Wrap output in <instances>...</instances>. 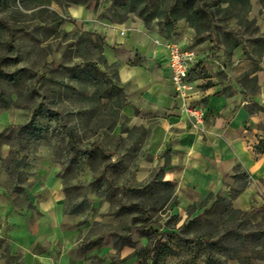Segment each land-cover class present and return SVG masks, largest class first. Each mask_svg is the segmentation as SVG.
<instances>
[{
    "label": "crops",
    "instance_id": "1",
    "mask_svg": "<svg viewBox=\"0 0 264 264\" xmlns=\"http://www.w3.org/2000/svg\"><path fill=\"white\" fill-rule=\"evenodd\" d=\"M248 6L242 22L216 21L220 29L198 35L184 18L169 34L157 25L147 27L137 17L114 23L82 4L68 5V15L84 31L102 37L104 58L117 66L127 96L122 115L147 130L134 183H148L161 173L175 188L174 203L159 211L146 231L131 226V243L119 247L117 235L122 234L124 219L111 214L110 203L90 192L87 199L95 215L66 213L69 195L51 161L37 164L22 192L10 190V177L1 163L8 152H2L0 239L11 255L20 256L22 264H152V254L143 257V251L166 243L185 222L197 218L201 202L212 207L218 199L231 200L253 225L263 222L264 153L257 147L264 139V3L249 0ZM173 43L196 52L189 70L190 94L206 114V122L197 129L181 110L170 77ZM17 121L10 110L1 109L0 134ZM237 170L248 174V183L235 195ZM82 175L85 182L93 178L87 168ZM98 226L105 230L97 231Z\"/></svg>",
    "mask_w": 264,
    "mask_h": 264
},
{
    "label": "rangeland",
    "instance_id": "2",
    "mask_svg": "<svg viewBox=\"0 0 264 264\" xmlns=\"http://www.w3.org/2000/svg\"><path fill=\"white\" fill-rule=\"evenodd\" d=\"M182 1L185 0H0V22L6 25L0 30V110H10L18 119L0 134V156L8 152L2 166L10 173V190L22 192L28 179L36 174L37 164L51 161L59 168L58 176L71 198L81 202L93 192L105 202L113 203L111 212L116 213L131 200L126 193L123 201L118 190L145 188V184L155 179L156 173L148 183H134L133 172L143 152L147 130L133 126L122 115L116 92L125 88L118 81L116 67L104 65L97 35L90 36L92 33L84 31L68 15L67 7L81 3L103 20L121 24L137 17L148 27L157 25L164 29L165 18L177 17L171 9ZM213 2L205 0L206 5ZM245 14L244 7H237L229 12L222 10L221 18L237 20ZM94 63L99 64L100 70L96 77L85 72L80 80L76 79L83 67ZM22 69V74L15 75ZM27 70L37 76H29ZM67 126L77 134L78 146L92 149L93 154L74 159L68 147L64 128ZM14 161L19 163L18 167ZM85 168L93 175L89 182L83 180ZM237 171L235 189L244 182V171ZM110 184L118 187L109 189ZM169 195L164 190L161 198ZM141 202L150 216L158 219L157 204L163 203L162 200L158 199L156 204L143 197ZM214 205L209 207L205 201L201 202L194 226L168 238L172 249L165 264H202L200 237L204 241L217 240L223 229L240 228L245 221L228 213L230 209L225 203ZM83 211L81 218L97 213L91 205L84 206ZM102 230L104 227L98 226L97 231ZM255 231L252 229L250 233ZM235 238L229 240L234 243ZM0 264H22L21 257L11 255L3 239H0Z\"/></svg>",
    "mask_w": 264,
    "mask_h": 264
},
{
    "label": "trees",
    "instance_id": "3",
    "mask_svg": "<svg viewBox=\"0 0 264 264\" xmlns=\"http://www.w3.org/2000/svg\"><path fill=\"white\" fill-rule=\"evenodd\" d=\"M249 0H214L212 5H206L205 0H185L182 2H179V4L171 9V13L177 14V17H166L165 18V27L164 29L160 28L164 33L167 32L169 34L173 33L175 30V25L177 22L184 18L187 20L189 25L195 29L196 33L198 35H203L205 33H209V31L220 29V27L216 26V21L221 22V24H225L227 20H222L221 14L222 10L229 12V10L236 9L237 7L245 8V12L247 14V11L249 9L248 6ZM264 3V0H262ZM81 4V3H79ZM223 4H228L226 8L222 7ZM245 14V16H246ZM238 19V18H237ZM245 19V17L243 18ZM243 19H238L240 22H242ZM236 20V19H235ZM148 27V26H147ZM249 29L252 31L253 26L249 25ZM2 28H6V25L4 23L0 22V30ZM91 33V32H90ZM97 35L99 39V46L98 48L101 51L102 59L104 65H108L107 60L104 58V41L101 36H99L96 33L90 34V36ZM234 45H238L237 42H234ZM264 47V46H263ZM56 67H61V64L53 63ZM116 67V73H117V66ZM24 70H18L16 71L15 75L22 74ZM29 76L35 77L37 76L33 71L27 70ZM88 74V76L94 78L99 74V64H89L83 67L79 73V75L76 76V79L80 80L82 78L83 73ZM118 81L119 76L117 73ZM96 87V86H95ZM117 95V102H118V108L122 110L124 106L126 105V88L121 90L120 92H116ZM116 116H119L118 113H116ZM67 136H68V147H70V150L73 153L74 159L78 158L82 154H93L94 151L92 149L88 148H81L78 146V138L77 134L72 131L71 127L67 126L64 127ZM10 130H12L10 128ZM260 144L257 147V150L260 153H264V139L259 141ZM104 154V152H103ZM105 156V155H104ZM105 156L104 158H106ZM111 157V156H109ZM2 163V162H1ZM15 165L18 167L19 163L14 161ZM6 172V171H5ZM7 175L10 177V173L6 172ZM157 176L155 179H152V182H149L148 184H145V188L141 189H126V190H118L120 195L122 196V199L124 201L126 193H128L131 197V200L128 201L126 204H123L119 211L116 213H112V215H116L119 217H123L124 219V225L121 228L122 234L117 235V241L116 244L119 247H124L125 245H128L131 243V239L127 237V231L130 229L131 226L137 227L140 226V229H143L146 231V228L154 223V218L150 216V212L144 207L143 203H139L141 198L147 197V199L151 202H154L157 204V200L161 199L163 203H158L157 206V212L164 210L165 208H169L172 202L174 201V193L175 188L172 186V184L169 182H164L162 180L161 173H156ZM237 177V176H236ZM244 182L242 183V186L233 190L234 194L240 193L248 183V174L244 173L243 175ZM239 179V177H237ZM11 181V177H10ZM143 185V184H142ZM161 185L162 187H156ZM113 186L118 187L117 185H109V189H111ZM155 187V188H153ZM167 190L170 195L167 198H161V195L163 194L164 190ZM162 190V191H161ZM112 191H108L110 193ZM69 195V202L68 207L66 209V213L70 214H77L80 216L85 211H83L84 206H90L88 199H84L81 202L76 201V198H71L70 193ZM100 197V196H99ZM102 200L103 198L100 197ZM104 201V200H103ZM174 203V202H173ZM225 203L227 205V208H229L230 214H233L235 216H238V219L245 218V221H243L242 224H240V228L238 227H232L228 229H223L222 233L218 235L217 240H210V241H204L203 237H200L198 240V244L201 245V248L199 250L200 259L202 260V264H229L230 260H237L240 264H254L255 261L258 259L264 260V220L261 224L253 225L251 221L248 219V214L246 212H240L233 208V204L231 200L226 199H218V201L215 203L214 207H218L220 204ZM111 204V211L113 208V203ZM173 205V204H172ZM78 212V213H76ZM127 216H130V219L127 220ZM194 220H190L188 223H185L182 227L179 228L177 232H173L172 235L177 236L181 233H184L185 231H189L191 227L194 226ZM246 226V227H245ZM250 227V228H249ZM222 228H224V223L222 224ZM243 228V229H242ZM252 229H255V232L250 231ZM235 236L236 238L233 241H230L229 238ZM228 244V245H227ZM152 249H148L142 252V256L146 257L152 254L153 262L152 264H165L168 262V257L171 254V247L170 242L166 243H160L157 242L156 244H153Z\"/></svg>",
    "mask_w": 264,
    "mask_h": 264
},
{
    "label": "built area",
    "instance_id": "4",
    "mask_svg": "<svg viewBox=\"0 0 264 264\" xmlns=\"http://www.w3.org/2000/svg\"><path fill=\"white\" fill-rule=\"evenodd\" d=\"M169 57L170 77L176 89V98L181 101V110L192 129L202 127L206 122L205 110L192 100L189 83V70L197 59L196 52L184 51L176 43H173L170 47Z\"/></svg>",
    "mask_w": 264,
    "mask_h": 264
}]
</instances>
